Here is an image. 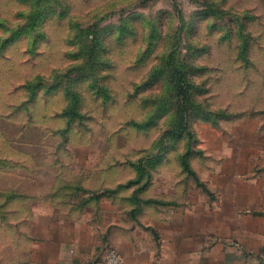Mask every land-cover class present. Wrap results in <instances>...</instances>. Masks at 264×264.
Returning a JSON list of instances; mask_svg holds the SVG:
<instances>
[{
    "label": "rangeland",
    "instance_id": "obj_1",
    "mask_svg": "<svg viewBox=\"0 0 264 264\" xmlns=\"http://www.w3.org/2000/svg\"><path fill=\"white\" fill-rule=\"evenodd\" d=\"M199 194L264 212V0H0V264Z\"/></svg>",
    "mask_w": 264,
    "mask_h": 264
},
{
    "label": "crops",
    "instance_id": "obj_2",
    "mask_svg": "<svg viewBox=\"0 0 264 264\" xmlns=\"http://www.w3.org/2000/svg\"><path fill=\"white\" fill-rule=\"evenodd\" d=\"M195 196L158 201L151 214L142 207L135 222H122L111 205L98 211L103 216L96 217L97 225L86 212L42 213L44 241L33 243V253L44 258L41 264H101L102 249L109 245L121 253L123 264H260L264 212L241 194L211 202Z\"/></svg>",
    "mask_w": 264,
    "mask_h": 264
},
{
    "label": "built area",
    "instance_id": "obj_3",
    "mask_svg": "<svg viewBox=\"0 0 264 264\" xmlns=\"http://www.w3.org/2000/svg\"><path fill=\"white\" fill-rule=\"evenodd\" d=\"M260 264H264V253L261 255V261Z\"/></svg>",
    "mask_w": 264,
    "mask_h": 264
}]
</instances>
